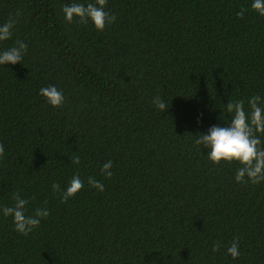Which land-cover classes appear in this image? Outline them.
<instances>
[{
	"label": "trees",
	"instance_id": "trees-1",
	"mask_svg": "<svg viewBox=\"0 0 264 264\" xmlns=\"http://www.w3.org/2000/svg\"><path fill=\"white\" fill-rule=\"evenodd\" d=\"M73 2L94 0H0V25L16 19L0 52L27 44L20 63L0 65V209L19 193L26 215L50 213L22 235L0 211V264H264V182H236L238 163L213 164L195 144L230 123L229 101L264 100L252 0H107L117 19L103 31L65 22ZM50 85L62 107L39 95ZM76 174L84 187L61 202L52 185Z\"/></svg>",
	"mask_w": 264,
	"mask_h": 264
},
{
	"label": "clouds",
	"instance_id": "clouds-1",
	"mask_svg": "<svg viewBox=\"0 0 264 264\" xmlns=\"http://www.w3.org/2000/svg\"><path fill=\"white\" fill-rule=\"evenodd\" d=\"M107 0H94L86 4L73 2L65 4L61 12L63 19L67 23L77 20L81 24L91 23L97 31H103L107 25L116 21L117 17L105 11ZM251 10L264 17V0H252ZM246 9L241 8L236 13L238 18H243ZM20 14L17 11V16ZM16 19H9L0 25V42L11 39ZM27 52V44L17 40L13 47L0 52V65L20 63L23 55ZM46 103L59 108L65 101L63 93L55 86L43 87L39 91ZM152 103L161 112L168 109L169 104L160 96L153 98ZM248 109H245L244 100L229 101L225 110L230 114V123L225 126H212L207 130V134L199 133L195 140L196 145L203 146L207 150V158L213 164L221 162L240 165L235 172V180L238 183H251L253 185L264 182V100L260 96H252L247 100ZM4 156V146L0 144V158ZM72 164L79 165L81 158L74 155ZM112 161L109 160L100 168V173L106 178L112 176ZM88 184L100 192L104 191V185L94 177H88ZM84 187V181L78 174L73 175L65 190L60 191V185L54 183L52 189L60 193L61 202H67L74 197ZM13 206H4L0 211L5 217L11 216L14 230L22 235H28L40 225L41 219L47 218L50 213L47 208H36L31 215H26L29 201L20 197L19 193L12 195ZM220 242H214L212 251L220 250ZM227 254L233 258H238L239 237L233 239L226 249Z\"/></svg>",
	"mask_w": 264,
	"mask_h": 264
}]
</instances>
